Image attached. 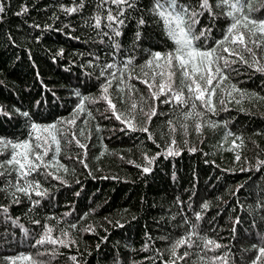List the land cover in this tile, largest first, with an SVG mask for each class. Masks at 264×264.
<instances>
[{"label":"trees","instance_id":"trees-1","mask_svg":"<svg viewBox=\"0 0 264 264\" xmlns=\"http://www.w3.org/2000/svg\"><path fill=\"white\" fill-rule=\"evenodd\" d=\"M79 2L0 0L5 7L0 13V109L11 114V118L0 114V138L28 139L33 122L49 125L72 119L79 103L77 93L96 99L76 114L74 126L61 125L68 135L60 138V152L50 169L59 179L38 177L47 189L42 198L33 195V200H40L38 205L22 194L16 203L8 192H0V264H31L24 256L43 264H166L173 244L186 234L189 224L198 225L199 235L222 247L207 253L178 248V255L184 251L193 254L176 259V264H200L198 255L225 254V264H250L255 256L252 245L264 236V210L258 207V202H264V165L260 164L264 161V99L260 98L264 97V72L248 64L255 59L264 65V37L237 30L249 37L254 58L243 47L225 42L224 46L244 54L248 64L237 61L232 65L234 71L225 70L228 79L212 96L214 112L195 101L192 118L184 119L187 105L162 103L166 96L153 100L148 86L141 83L151 81V72L159 71L154 65L152 69L141 67L149 54L173 47L147 12L152 0H136L137 8L128 10L122 35L115 38L119 50L98 34H110L109 29L89 27L94 23L90 17L98 13L103 17L116 6L84 0L85 7L79 12L69 15L64 11ZM142 14L147 23L139 28L141 39L136 40ZM255 15L264 18V12ZM201 20L198 28L210 22L207 16ZM102 23L107 21L102 19ZM229 23L221 14L207 44L222 39ZM252 39L261 46L252 44ZM131 57L135 59L125 74L126 83L120 85L123 91H117L114 82L109 95L123 119L135 116L137 130L117 120L107 102L99 99L105 79L100 76V66L111 63L116 67L110 71H116ZM160 79L166 77H157V83ZM180 79L179 74L174 78L177 87ZM129 85L133 86L131 92ZM233 85L241 91H233ZM134 102L136 109L131 107ZM153 107L157 114L148 120L145 112L150 114ZM23 112L29 117L22 116ZM143 127L148 132L139 130ZM73 132L85 147L72 139ZM170 147L178 154L167 155ZM10 151L0 150V161L9 159ZM144 167L150 171L144 172ZM9 179L14 176H0V188L7 187ZM205 202L209 206L202 210ZM197 212L202 216L199 221ZM185 218L189 224L184 223ZM45 224L53 227L54 237L61 236L60 229L66 230L69 235L61 238L72 243L68 247L35 245ZM53 248L57 252L54 258ZM38 252L45 254L37 256ZM73 256L75 261L70 259Z\"/></svg>","mask_w":264,"mask_h":264},{"label":"snow or ice","instance_id":"snow-or-ice-1","mask_svg":"<svg viewBox=\"0 0 264 264\" xmlns=\"http://www.w3.org/2000/svg\"><path fill=\"white\" fill-rule=\"evenodd\" d=\"M112 4L116 6L115 11L108 9L106 15L102 17L101 14H96L90 17L91 21L89 27L95 29L107 28L109 32L98 33L106 36L109 41L112 42V46L119 50L120 43L115 38L122 35L121 28L125 25L128 18V10H135L137 8L136 0H102V5ZM259 5V7H257ZM85 7L84 0L75 7L65 8L64 11L71 15L72 13L79 12ZM100 5H98V8ZM219 10V11H217ZM23 11H27L24 8ZM5 12V7L0 4V13ZM147 12L153 17V22L162 27L164 35L173 44V47L166 52L155 51L149 54V58L145 61V64L141 67H147L149 69L155 66V69L159 71L151 72V81L144 79L141 83L148 86L150 96L153 100H159L160 97L166 96L167 98L162 100V103L175 102L182 108L187 105L188 107L182 113L184 119H191L193 110L197 108L195 101H200V106L205 107L209 111H215V106L212 104V96L215 94L216 89L220 84L228 79L225 74L226 69H232V65L237 61H242L248 64V60L245 59L244 54L237 51L235 47L229 48L225 45V42L230 41L232 45H238L243 47L244 53H247L253 58L255 57V51L253 48L248 47L249 37L245 35L244 31H237L243 28L251 37L257 35L264 37V18H257L255 13L264 12V0H189L188 3H182L181 0H152L151 6L147 8ZM21 13H17L20 15ZM224 15L230 20L226 31L220 40H216L214 44L208 45L207 41L213 32V26L219 19L220 15ZM207 16L209 23L203 28L197 26L202 23L201 18ZM102 19L107 23H102ZM86 23H88L86 21ZM147 20L142 14L137 21V32L135 34L136 40L141 39V32L139 28L144 26ZM251 26V27H250ZM251 43L260 47V41L252 39ZM227 53V55H224ZM235 57L236 59H230ZM135 57H131L123 62L122 67L116 68V71H110L116 65L108 63L101 67L100 76L104 77V83L101 85V94L99 99L107 102L109 108L112 110L117 120L126 124L131 130H137L133 121L135 116L128 119H123V113H118L116 105L113 103L109 95V89L112 88L113 83L116 82V90L122 92L120 85L126 83L125 74L129 70V66L132 64ZM249 67L255 66L256 71L264 72V65H260L259 61L253 59V63L248 64ZM167 69V71H165ZM234 71V69H232ZM119 73V76L117 75ZM179 74L180 87H177L174 82V78ZM149 73H145L148 76ZM157 77H166V79H160L157 83ZM132 75H127V79L131 80ZM214 81L216 83L214 84ZM184 89H187L185 94ZM233 91L240 92L235 85L232 86ZM128 91H133V86H128ZM79 97V103L73 110V118L67 121H59L57 123L49 125H39L37 123H31L29 125V138L24 140H8L6 138H0V150L10 149V158L6 161H0V176L13 177L9 179L7 187L0 188V192H8L13 201L20 202L19 195L22 194L29 198L33 205L40 203L39 199H32L33 195L38 198H42L47 195V189L42 187V182L38 179L39 176H51L53 179H59L50 169L53 167V161L56 160V154L60 152L61 137L68 135V133L61 127V125L67 124L68 126H74L76 124V114L83 113L86 110V104L95 103V98L81 96L80 93L76 94ZM231 95V93H228ZM241 95H255L241 92ZM264 99V97H260ZM144 100V97H141ZM223 103V101H221ZM239 103V101H237ZM132 109L138 107L137 103H132ZM144 111L143 108L140 109ZM0 114L11 118V114L7 111L0 109ZM155 108H151L150 114L145 112L148 120H151L152 116H155ZM197 116H201L202 113L196 112ZM22 116L28 118L29 113L23 112ZM90 116L91 113L89 112ZM171 125V121H169ZM186 128V125H183ZM201 125L196 124V129L199 131ZM140 131L148 132L147 127L139 129ZM175 131V128L172 129ZM72 139L76 140L79 144V140L76 137V133H71ZM239 139V137H237ZM172 145L175 144V140H172ZM235 144V142H233ZM80 147H85L83 144H79ZM194 150V149H193ZM51 153V155H50ZM170 147L167 151V155H176ZM239 159V155L236 157ZM152 159H155L153 157ZM152 160H149L151 163ZM58 163V161H57ZM264 165V161L260 162ZM60 168H64L61 164ZM85 167L87 165L85 164ZM144 172H149L150 168L144 167ZM66 171V169H65ZM208 203L205 202L201 205L202 210H207ZM2 207V206H0ZM258 207L264 210V202H258ZM4 212H7L6 207L3 208ZM195 218L199 221L202 216L201 213H195ZM264 219V217H262ZM39 224V221H34ZM185 224H189L187 218L184 220ZM239 223V221H237ZM71 228L75 229L76 224H71ZM43 232L39 239H36L35 245H57L68 247L72 241L65 240L61 237H66L69 233L60 229L61 236L54 237L53 227L47 224L43 225ZM87 230V229H86ZM34 245V246H35ZM186 247L188 249H198L204 253L215 252L216 249L222 246L215 240L208 238L207 236H201L198 233V225L189 224V230L184 236L179 238L172 246L170 250V259L166 264H176V259L184 260L193 253L184 251L182 255H178L177 249ZM251 251L255 253V256L250 260V264H264V236L260 237L258 244H253ZM45 253L38 252L36 255H44ZM56 249L53 248L52 256H56ZM227 254L223 256L208 257L206 255H198L200 264H217L220 261L221 264H225L227 261ZM24 260L31 261V264H43V262L35 259L32 256L22 257ZM73 261L76 257H70Z\"/></svg>","mask_w":264,"mask_h":264}]
</instances>
